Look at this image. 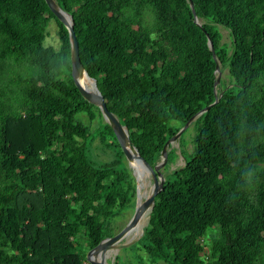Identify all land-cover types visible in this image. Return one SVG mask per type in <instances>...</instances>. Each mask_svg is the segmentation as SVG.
Masks as SVG:
<instances>
[{"label": "trees", "instance_id": "1", "mask_svg": "<svg viewBox=\"0 0 264 264\" xmlns=\"http://www.w3.org/2000/svg\"><path fill=\"white\" fill-rule=\"evenodd\" d=\"M191 1L227 82L194 122L188 159L164 176L140 262L264 264V0ZM54 2L106 109L153 166L176 124L213 99L214 63L187 1ZM50 19L57 49L43 45ZM79 113L101 119L72 86L66 30L43 0H0V264H89L131 203L112 130L101 122L90 135ZM95 138L109 161L87 154Z\"/></svg>", "mask_w": 264, "mask_h": 264}, {"label": "water", "instance_id": "2", "mask_svg": "<svg viewBox=\"0 0 264 264\" xmlns=\"http://www.w3.org/2000/svg\"><path fill=\"white\" fill-rule=\"evenodd\" d=\"M186 1L188 3L189 9L193 17V23L201 28V23L199 22L195 14L192 1L191 0H186ZM43 2L46 5L49 12L52 14V16L61 24V26L67 32L68 43H69V77L75 92L82 101H84L86 104H88L91 107L92 111L95 114L100 115V117L112 130L116 142L119 146V149L126 162L127 168L129 169L134 181L133 198H132L134 209L130 219L116 233H114L110 237L101 239L99 243L95 247L87 251L85 255V260L89 264H110L107 263V258L110 252L113 251L115 248H117L119 244H122L121 246H124L125 241L126 239H128V236L130 235L131 231L136 227L139 220L145 213H147V220H148L149 213L152 209L154 197L162 189L164 182V177L161 175L160 170L166 164L167 155L171 152L174 143L179 139L181 134L191 123L195 122L197 118H199L210 107H212L214 104L217 103L220 97V92L216 94V87H218V91L220 89V77H219L220 63L216 59L213 45L208 34L204 31V29L201 28L206 38L207 48L211 53V58L214 63L213 82H212L213 99L209 105L197 111L193 116L186 119L184 122L176 125L173 134L163 144L158 155V160L154 163L153 166H150L139 156L137 150L131 144L126 127L120 122V120L114 114H112L106 109L104 101L100 95V92L96 87V83L94 79L90 78L82 68L78 57L77 42L73 32V23L70 15L63 12L57 6L54 0H43ZM65 17H67L68 20ZM82 75H84L91 81V85H90L91 91L96 96L95 100L89 98L81 89L79 84V78ZM134 162H137L138 164L141 165L142 172L150 178V182H151L149 193L143 201L140 199V190L142 186L143 174L135 170V167L133 166ZM145 225L141 228L140 231L141 235Z\"/></svg>", "mask_w": 264, "mask_h": 264}, {"label": "rangeland", "instance_id": "3", "mask_svg": "<svg viewBox=\"0 0 264 264\" xmlns=\"http://www.w3.org/2000/svg\"><path fill=\"white\" fill-rule=\"evenodd\" d=\"M217 32L221 36V43H224L227 47L229 46V35L227 30L222 28L221 26H214ZM57 26L54 23L52 19L48 20L46 28H45V37L43 40L44 46H51L54 49L58 48V39H57ZM220 69V67H219ZM220 86L225 84L227 82V69L222 68L220 69ZM218 90V87H216V91ZM75 120H78L81 122L84 126L87 127L88 133L92 135L98 125L101 122H104V120L101 118H98L97 116H94L92 119H90L86 114L79 113L74 116ZM177 125V124H176ZM196 126L193 123H191L181 134L179 139L174 143L173 148L171 149V153L167 155V162L164 165V167L160 170L161 175L164 177L165 175L171 173L173 170L182 167L184 164V161L188 159V154L192 150V141L193 137L196 133ZM91 136H89L86 141ZM109 149V150H108ZM105 148L102 145H100L97 138L91 140L89 146L86 145V152L89 156L97 163L109 161L112 158L111 152L112 148ZM111 151V152H109ZM131 174V173H130ZM146 190L147 193L149 192L151 182L150 178L146 176ZM148 181V182H147ZM134 205H133V199L131 203L124 208L115 218H113L111 222V230L113 233H116L118 230H120L130 219L132 213H133ZM147 222V221H146ZM146 224V223H145ZM141 236V232L138 233L134 238L132 239H126L124 246H121L122 244H119L117 248H115L113 251L110 252L107 258V263L110 264H141L140 260L143 258L141 257L142 251L139 250L140 243H138V239ZM147 263V262H146ZM149 264V263H148ZM157 264H164L162 262H159Z\"/></svg>", "mask_w": 264, "mask_h": 264}, {"label": "bare ground", "instance_id": "4", "mask_svg": "<svg viewBox=\"0 0 264 264\" xmlns=\"http://www.w3.org/2000/svg\"><path fill=\"white\" fill-rule=\"evenodd\" d=\"M67 19V17H65ZM68 20V19H67ZM79 84L81 89L84 91V93L91 99L95 100L96 96L95 94L91 91V81L85 77L84 75H82L79 78ZM133 166L135 167V170L138 172H141L143 174V178H142V186H141V190H140V199L143 201L145 199V197L148 195L147 190H146V175L142 172L141 169V165L138 164L137 162H134ZM148 182V181H147ZM149 185V184H148ZM147 185V187H148ZM147 220V213H145L141 219L139 220L138 224L136 225V227L131 231L130 235L128 236V239H132L134 238L138 233H140L141 228L145 225Z\"/></svg>", "mask_w": 264, "mask_h": 264}]
</instances>
